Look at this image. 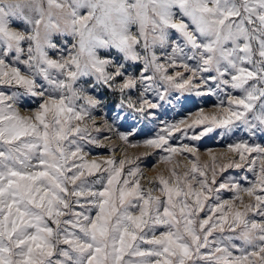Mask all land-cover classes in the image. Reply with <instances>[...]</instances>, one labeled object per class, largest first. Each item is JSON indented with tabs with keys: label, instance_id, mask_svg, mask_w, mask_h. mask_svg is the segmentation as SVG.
Returning a JSON list of instances; mask_svg holds the SVG:
<instances>
[{
	"label": "snow or ice",
	"instance_id": "1",
	"mask_svg": "<svg viewBox=\"0 0 264 264\" xmlns=\"http://www.w3.org/2000/svg\"><path fill=\"white\" fill-rule=\"evenodd\" d=\"M0 264H264V0H0Z\"/></svg>",
	"mask_w": 264,
	"mask_h": 264
},
{
	"label": "rangeland",
	"instance_id": "2",
	"mask_svg": "<svg viewBox=\"0 0 264 264\" xmlns=\"http://www.w3.org/2000/svg\"><path fill=\"white\" fill-rule=\"evenodd\" d=\"M193 101H196V102H189L185 106L183 111H181L180 109H175L172 112H169V114L166 117H164V119L171 121L172 119H179L182 115L186 114L187 112H195L197 108L199 107H203L206 110L212 107V103H204V102L197 101V98L195 97H193ZM213 101H214V98H213ZM143 138L144 136L142 135L137 137V139H143ZM198 146L200 148V151L203 153L208 150L219 151L223 147V143L215 138L206 137L204 140L199 142ZM129 151L130 153H137V152H142L143 149H130ZM94 154L108 155V152L106 149H94ZM202 159L206 160L207 157L203 156ZM155 163H156V159L154 157H148L146 160L143 161L141 166L147 169L148 167H150L151 165ZM147 174L149 176L154 175V173L152 172H148Z\"/></svg>",
	"mask_w": 264,
	"mask_h": 264
}]
</instances>
